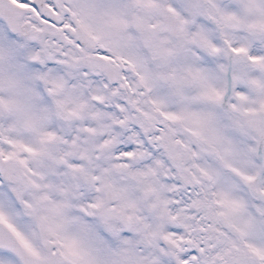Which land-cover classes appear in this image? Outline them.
<instances>
[{
	"label": "snow or ice",
	"instance_id": "snow-or-ice-1",
	"mask_svg": "<svg viewBox=\"0 0 264 264\" xmlns=\"http://www.w3.org/2000/svg\"><path fill=\"white\" fill-rule=\"evenodd\" d=\"M0 264H264V0H0Z\"/></svg>",
	"mask_w": 264,
	"mask_h": 264
}]
</instances>
